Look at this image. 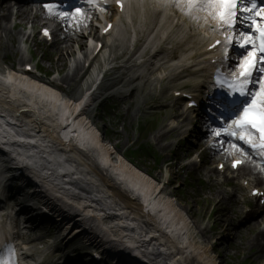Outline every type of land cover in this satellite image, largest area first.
Segmentation results:
<instances>
[{"label": "rangeland", "instance_id": "1", "mask_svg": "<svg viewBox=\"0 0 264 264\" xmlns=\"http://www.w3.org/2000/svg\"><path fill=\"white\" fill-rule=\"evenodd\" d=\"M6 12V10H2L0 13L5 14ZM18 20V26L14 29L5 30L1 27V25L5 26L4 22L0 25V71H8L7 69L13 63L23 65L30 61L33 65H37L50 73L52 78L66 84L67 89L63 93L68 96H71L73 92H81L84 87L86 88L91 84L97 73L101 71L114 54L111 41H107L105 48L93 60L86 76L79 81L75 77L73 84L69 86L67 83H72L73 78H71L72 80L64 78L68 73H71L77 63L82 65L93 49L92 43L88 39V30L69 29L74 37L80 38L83 36L85 41L84 48H78V45L72 42L73 54H70L69 50L67 52L56 50V47H63L64 44L60 37H55L56 42L51 45H46L43 41L37 39L35 36L37 35L36 30L40 26L38 20L26 21L21 20L20 17ZM55 29L60 33L66 31L59 27ZM8 35L12 36V40ZM25 41L26 43H24ZM61 56L65 57V63L60 60ZM150 77L139 81L140 84L136 86L135 97H129L131 90H123V93L116 90L118 87L116 89L113 87L114 79L111 75L107 78L104 77L94 99L87 107V116L93 120L99 130H107L104 138L115 147L116 155H113L114 157L118 153H125L145 170L155 171L154 176L160 183H163L165 188L159 194L160 197L163 199L173 198L174 201L176 199V203L186 209L189 216L188 220L191 222L190 232L194 235V240H204L208 247L213 248L211 254L215 257L216 264H264V238L260 239L261 242L256 239L260 232H264V212L256 215L255 219L244 227L241 226L239 234L234 235V224L239 221L240 216L246 215L242 214L245 208L242 201L244 198L242 191L239 188H234V186L214 185L213 179L208 183L207 179L213 173V168L209 165L196 168L193 166L184 167L183 164L179 163L188 150H190V155L196 150V147L191 146L187 141H182L179 131H171L174 125L169 120L177 117L178 113L162 105L163 100L160 99L165 94L163 89L170 82L168 83L167 80L157 81L154 77ZM112 94H116V98L111 97ZM160 134L168 135L160 137ZM54 145L57 146V144ZM143 145H146L152 154L150 158H141L134 152ZM205 154L204 152V159L207 158L208 160ZM45 156L51 160L48 154ZM158 157L159 163L158 160H155ZM40 159L43 162V167L47 170L51 169V173L60 169L57 165H53L50 160L42 157ZM217 160L219 159L215 158L213 164ZM71 163L75 166H73L67 181L71 178L76 180L74 183H65L64 186L67 189L71 188V192H65L67 197L71 196L72 199H76L74 201L76 207H79L77 208L78 211H83L88 207L87 204L92 202L95 205V208L92 209H98L102 217H106L101 222L109 228L104 227V229L114 231L113 234L116 238L121 240V236L127 234V232L125 231L126 233L120 236L121 226L117 224H130L121 223L123 220H116L113 215L116 216L117 214L119 218H127L125 210H119L121 204L113 202L114 199L108 194L110 198L107 197L102 191L103 187L99 185L97 175L91 172L88 173L89 171L83 172L87 169L81 164ZM58 177L66 179L65 176L61 175ZM52 178L56 179L54 176ZM20 197L23 198L24 195ZM33 198H35V195H32ZM39 199L41 198L37 197V200ZM82 201H85L84 207L79 206ZM249 205L253 206L254 204L251 202ZM91 215L98 216L99 213L96 212ZM132 221L135 223H132ZM132 221L131 223L137 227L135 231L142 232L145 228L148 231V227L143 224L142 220ZM61 226L63 229L65 228L63 225ZM53 232L48 235L50 242L64 238L63 235L55 237ZM57 233L64 234L66 230L65 232L64 230L61 232L58 230L55 235ZM159 234L160 232H157V241L150 243L149 246L147 244L143 246V254H145L144 256L150 264H170V253L160 247ZM44 241L46 239H41V242ZM75 245L80 247L82 243L78 244L77 242ZM191 259L190 261H193ZM192 264L199 263L193 261Z\"/></svg>", "mask_w": 264, "mask_h": 264}, {"label": "bare ground", "instance_id": "2", "mask_svg": "<svg viewBox=\"0 0 264 264\" xmlns=\"http://www.w3.org/2000/svg\"><path fill=\"white\" fill-rule=\"evenodd\" d=\"M20 16L22 19H30V13H28L25 9L21 10ZM91 33L95 38H98L99 34H97L94 30H91ZM54 36L56 38L60 37L64 43L63 47H56V50L60 52L63 50L67 52V50H69V53L73 54V50L71 49L72 42H75L80 48L85 47V41L83 37L76 38L70 31L66 30L63 33L54 31ZM61 57L62 58H60V60L65 63V57ZM83 71L84 69L82 68L81 64L77 63L72 69L71 73H68L64 79L72 80L71 78H73L72 83H67L69 86H71L74 82V78L79 76ZM13 75L14 74H12V76ZM83 76L84 74L82 77ZM1 80L2 79L0 78V81ZM6 81L10 84L9 94L8 96H4L6 91L3 89L0 90V110L2 113L8 116L9 119L12 121L15 120V123H13L14 126L22 127L21 129H18V131H24L25 126L27 127V130L24 132L30 130V134L19 133L21 134L19 135L17 133L13 136L14 138L12 137L14 140L18 139V141L23 140L24 142H27L25 146H21L17 142V145H19L17 146V149L22 151L21 156H25V154H27L29 151L30 153L35 152V148L41 149V146L43 151L52 150L51 146L47 144L49 142H51L52 145L59 144L61 147L68 149L70 145L64 144L58 137V133H62L64 137H68L70 134H73L75 141H78L83 145L96 147V153L94 151L92 152L94 154H98L107 167L109 165L110 170L114 173V175H116L117 180L120 179V183H114L103 173L100 174L93 170V172L99 176L100 182L102 184L101 186L105 188L106 192L121 203L122 208L119 210H125V213L127 214V218H119L117 214L116 216L113 215L114 219L123 220L121 223L126 222L127 224L131 225L129 227L133 228L137 227L132 224L135 223L132 220H142L143 224L148 227V231H146V228L145 230L143 229L142 232H139V230H132L131 232L125 234V241L120 242L117 239V241L114 240V242H110L109 245L112 243L117 250L123 249V251L128 253L130 256H133L134 254L140 255L145 243L150 244L158 240V225L161 229H164V231L160 232L159 234V245L163 250L170 253V264H184L186 262L188 264H192L193 261H196L199 264H216L214 259L215 257H213L211 254V252H213V248L211 249L208 247L204 240H194L195 237L190 232L191 222L188 220L189 216L187 215L186 209L174 204L173 198H161L159 195L160 191L158 190L159 185L156 184L155 180L148 176L144 170L137 169L132 164L127 162L123 157V154L118 153V155L115 157L116 159L113 160L111 157V154L113 153V147L110 148V145L105 143L104 139L101 140L98 134L95 133V129H93V126L91 125L92 121L90 119V121H87V118H85L84 110L79 113L78 118L74 117V114L76 116V113H78L79 109L87 100L88 94L84 96L81 95V93H75L70 98H66L58 91L54 90L53 87L37 83L24 76H9L6 78ZM132 95L133 93L131 96ZM8 128L14 129V127L11 126ZM167 135L168 134H160V137H165ZM2 139H4V137H2ZM8 147L11 148V145H8ZM29 158L30 157L28 155L26 158H24V161L28 160ZM40 158L41 156L39 159ZM50 158H52L54 161L57 160L58 162L59 153L51 152ZM84 162L85 164L87 163L85 160ZM35 165H39L38 160L35 161ZM41 165L42 164L40 163V167ZM49 170L46 169L45 171L44 169L43 173L47 174ZM30 173H33L36 180H38L40 183L45 181L43 173L37 172L34 169H31ZM67 178L68 176H66V179L57 178V181H61H53L52 185L45 182L47 185L46 187L52 191L51 195H49L50 193L47 194L45 191H43L41 184L40 187L37 185L38 187L34 188V193L46 202H50V197H52V195L60 193V184L67 181ZM24 181L25 180L23 179L21 182ZM121 186L122 188H128L125 189L128 192L127 194L121 192ZM129 189L131 190L129 191ZM107 197L109 196L107 195ZM61 198L62 197L58 198V200L54 199L52 203L58 204L59 200L61 201ZM67 201L76 205L75 201L71 198H68ZM84 202L85 201L80 202L79 206L84 207ZM75 205L69 206L61 204V211L63 212L61 215L65 214V216L62 220H60V223L62 224L66 221L68 223L74 221L75 224L81 223V228L78 229L73 225L67 226H71V229L72 227H76V232L81 229V234H85L84 239H87L88 236V239H92L91 236H94L95 238L96 236H100L99 239H101L100 243H102V246H107L108 237L111 235L108 233L110 230L106 232L103 231L104 227H109L101 222V212L98 211V209H92L95 208V205L92 204V202L88 203V207H86L83 211H78V209L75 208ZM56 208L57 206L55 209ZM96 212L101 216L91 215L92 213ZM156 221L158 224H156ZM117 225L121 226V231H119L120 236L127 232L122 228L124 225ZM7 230L8 229H6L3 225L2 228H0L2 233L8 232ZM202 235L204 234L202 233ZM261 238H264L263 231L260 232V234H258L256 237L259 242H261ZM149 240L150 242H148ZM127 244H130V246H136L134 249H131L129 246H127ZM137 245L140 248H138ZM107 248H109V246ZM190 259L193 261H190Z\"/></svg>", "mask_w": 264, "mask_h": 264}, {"label": "snow or ice", "instance_id": "3", "mask_svg": "<svg viewBox=\"0 0 264 264\" xmlns=\"http://www.w3.org/2000/svg\"><path fill=\"white\" fill-rule=\"evenodd\" d=\"M87 2L92 5L95 0H87ZM175 4L179 5L184 3L189 12L193 8H198L202 11H207L208 15L218 21V27L224 29L227 33L225 35L224 43V57H228L229 46L235 40L234 28L237 22L238 14L248 13L244 16L245 20L251 19L252 27L254 31L259 34L258 42L257 37L252 33H239V46L241 48L249 47L246 55H244L236 65V71L231 73L230 78L218 73L216 76V84L223 87L227 85L228 92L239 93L240 96L248 95V85L252 83V76L255 71H259L264 74V23H258L255 16H259L261 20H264V8L255 11V16L253 15L254 10L257 8L256 0H251L250 6H240L238 0H174ZM155 3L161 7H167L168 0H155ZM121 8L123 5H120ZM49 7L50 6H46ZM81 9L77 8L74 15H80ZM65 16L66 14H61ZM111 25H109V28ZM107 31V29H106ZM44 35L48 36L47 30L44 31ZM221 41H216L213 47L220 45ZM259 65V67H258ZM259 89L258 91L251 94L250 102H246L243 106L242 112L237 116L235 120L232 121V125L235 130H225L216 129L214 130L215 135L219 137L222 131L227 135L236 136L238 140L248 143L253 148H257V144L252 139V132H255L259 136L258 148L264 152V76L258 81ZM233 148L236 145L232 146ZM242 161H235L232 164V168H237ZM223 168V165H221ZM258 194V193H255ZM14 255V249L10 250L9 258L0 260V264H13L11 257Z\"/></svg>", "mask_w": 264, "mask_h": 264}]
</instances>
